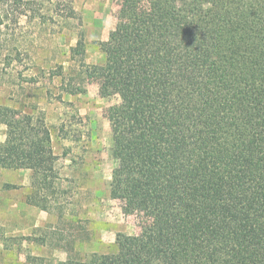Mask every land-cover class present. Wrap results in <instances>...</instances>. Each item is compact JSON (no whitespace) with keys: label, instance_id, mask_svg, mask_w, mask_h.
<instances>
[{"label":"trees","instance_id":"16d2710c","mask_svg":"<svg viewBox=\"0 0 264 264\" xmlns=\"http://www.w3.org/2000/svg\"><path fill=\"white\" fill-rule=\"evenodd\" d=\"M116 2L127 28L99 43L111 64L81 67L119 98L105 110L110 198L150 224L59 264H264V0ZM73 4L0 0V19L68 26ZM0 125V168L30 170L29 204L50 214L58 156L43 115L0 105Z\"/></svg>","mask_w":264,"mask_h":264},{"label":"rangeland","instance_id":"374dc122","mask_svg":"<svg viewBox=\"0 0 264 264\" xmlns=\"http://www.w3.org/2000/svg\"><path fill=\"white\" fill-rule=\"evenodd\" d=\"M73 5L68 26L28 24L24 17L17 24L11 14L0 19V105L43 115L58 156L60 204L50 214L29 204L32 172L0 168V264L86 260L114 252L117 234L139 237L150 224L141 213H124V202L110 198L115 163L105 110L119 98L104 97L100 82L86 79L81 67L111 64L99 43L111 31H125L127 22L119 17L116 0ZM80 38L84 53L73 55ZM76 87L84 92H67ZM5 131L0 125V145Z\"/></svg>","mask_w":264,"mask_h":264}]
</instances>
